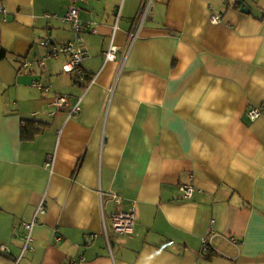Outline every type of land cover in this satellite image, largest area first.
I'll return each instance as SVG.
<instances>
[{"label":"crops","instance_id":"crops-1","mask_svg":"<svg viewBox=\"0 0 264 264\" xmlns=\"http://www.w3.org/2000/svg\"><path fill=\"white\" fill-rule=\"evenodd\" d=\"M0 2V264H264V0ZM45 37L88 56L25 65ZM24 120L47 126L21 141ZM113 194L135 208L128 235Z\"/></svg>","mask_w":264,"mask_h":264},{"label":"built area","instance_id":"built-area-1","mask_svg":"<svg viewBox=\"0 0 264 264\" xmlns=\"http://www.w3.org/2000/svg\"><path fill=\"white\" fill-rule=\"evenodd\" d=\"M76 1L79 0H72V3L75 4ZM3 5L0 2V17H2V19L4 20V16H5V10L3 9ZM150 8V4H147L145 10L143 11V18H145L149 11ZM78 16V9L72 4L71 6H69L68 10L66 11V13L63 16V21L68 24L72 30V32L75 33L76 37L80 36V34L82 33V26L80 25V22L78 21V19H76ZM218 17H213V21H217ZM0 46H1V41H0ZM40 46L45 48V54L42 58L33 60V61H27L25 63V65H34L37 64L39 66H43L45 61L49 58H55L58 57L59 55L62 54H67L69 57V61L67 62V64L64 66V70L65 72H70L73 71L75 69H77L80 66V63L87 58L88 54L86 53V51L84 50H80V49H76L74 47V45H72V43H68V44H64V45H54V43L50 40V37H45L43 39L40 40ZM1 49V48H0ZM115 51V47L111 44L110 49L108 51V53H106L107 57H113V52ZM83 78V77H81ZM37 87L43 91H48V87H41L39 84H37ZM66 97L64 96H57L53 99V103L57 106V107H62L66 104ZM259 112H261V107H252L249 109L248 113V117L251 120H255L259 117ZM179 191L181 192L182 196L184 199H190L193 195L192 192H194V187L192 184H184L181 185L179 187ZM113 201L116 203L117 208L116 211L114 213H112L110 215V220L109 222H111L110 224V228L111 230L115 233V234H123V235H128L130 233L133 232V228H134V219H135V215H134V206L130 207L131 209L129 211H122V209H119V205L121 203V197L116 196L115 194L111 195ZM45 210L46 206H45V199L42 198L38 205L35 207V210L33 211V215H32V219L30 222H25L23 223V228L25 230V235L23 238V247L21 250V254H23L26 250L28 251H32L33 247L31 246V242H32V228L38 223V219L41 216L45 215ZM104 221V218H103ZM102 221V222H103ZM104 223V222H103ZM107 229L104 225V234L105 235V239H106V245L109 250L111 249V242L108 238L107 235ZM58 235H53V240L55 242H57L59 240L60 237H57ZM210 238L209 237H204L202 239L201 244L203 245V251L207 252L208 248L210 246ZM232 242H235L234 240ZM5 251L6 248L5 247H0V252L2 253H6Z\"/></svg>","mask_w":264,"mask_h":264},{"label":"trees","instance_id":"trees-1","mask_svg":"<svg viewBox=\"0 0 264 264\" xmlns=\"http://www.w3.org/2000/svg\"><path fill=\"white\" fill-rule=\"evenodd\" d=\"M237 5V3H236ZM6 56L5 52L0 49V60ZM20 126V139L21 141H29L35 137V135L42 134L47 124L34 120H24Z\"/></svg>","mask_w":264,"mask_h":264},{"label":"water","instance_id":"water-1","mask_svg":"<svg viewBox=\"0 0 264 264\" xmlns=\"http://www.w3.org/2000/svg\"><path fill=\"white\" fill-rule=\"evenodd\" d=\"M238 4L240 6V12L248 13V9L245 7L243 0H238Z\"/></svg>","mask_w":264,"mask_h":264},{"label":"rangeland","instance_id":"rangeland-1","mask_svg":"<svg viewBox=\"0 0 264 264\" xmlns=\"http://www.w3.org/2000/svg\"><path fill=\"white\" fill-rule=\"evenodd\" d=\"M111 229V228H110ZM115 234V233H114ZM117 235H122V234H117ZM111 247V246H110ZM112 248V247H111Z\"/></svg>","mask_w":264,"mask_h":264}]
</instances>
